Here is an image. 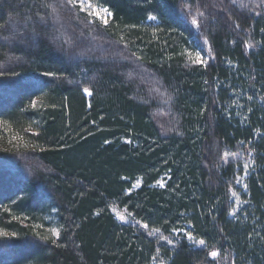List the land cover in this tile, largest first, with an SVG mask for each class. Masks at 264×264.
<instances>
[{"label": "trees", "instance_id": "trees-1", "mask_svg": "<svg viewBox=\"0 0 264 264\" xmlns=\"http://www.w3.org/2000/svg\"><path fill=\"white\" fill-rule=\"evenodd\" d=\"M94 3L0 0V264H264V7Z\"/></svg>", "mask_w": 264, "mask_h": 264}, {"label": "snow or ice", "instance_id": "snow-or-ice-1", "mask_svg": "<svg viewBox=\"0 0 264 264\" xmlns=\"http://www.w3.org/2000/svg\"><path fill=\"white\" fill-rule=\"evenodd\" d=\"M64 2L67 5H70L73 9H77L78 8L80 12L85 13L89 17V20H88V24L89 25L94 24L96 21H100V23L105 28H107L109 26V21H110V18L113 16V13L111 11H109L107 8H104V7L100 6L99 3H94V0H64ZM233 3H235V0H233ZM259 4H260V6H264V0H259ZM41 6L46 8V9H50L51 10L48 13V15H52L54 13H58V9L56 7H54L52 4L43 2ZM244 7H247V6L244 5ZM37 15L39 16V13H37ZM196 16L203 17L204 13L199 11V10H197ZM196 16H192V18H191V24L193 26H197L198 25V21H197ZM39 18L42 19V20L45 19V17H39ZM56 19H57V22H58L59 21V16L58 15L56 16ZM149 19L150 20H155L156 17L150 16ZM236 26L239 27L238 24ZM4 27H6V25H0V28H4ZM262 31H264V29H262ZM8 38L9 37H2V39H4V40H7ZM121 39H123V38H121ZM205 42H207V41H205ZM247 46L251 47V45H247ZM189 58L192 60V63H195V64H206L207 63V61H205V60H203L201 58L199 53H196L194 58L192 57V54L190 53L189 54ZM46 75H52V73H46ZM83 91H84V94L88 95V96H91L93 94L88 88H84ZM262 99H264V97H262ZM106 143H107V141H106ZM225 155L227 156V155H230V154L229 153H225ZM231 155H235V154H231ZM243 167H244L245 170H247L249 168V164L245 163L243 165ZM236 182L237 183H241L239 178H237ZM157 183H159L161 187L164 186V184L162 182H160V181H157ZM244 187L247 188V185H244ZM229 191H231L232 197H235L237 202L239 203L240 202V197L238 196L237 192L232 191L231 188H229ZM230 214H235V213L232 212ZM118 218L121 219V220L124 219V217L122 215L118 216ZM137 223H139V222H137ZM141 226L143 228H145V229L148 228L147 224H143ZM158 231H159V229H155V230H153V232H149V235H152V234H154V232H158ZM173 231L175 232V231H182V230L181 229H174ZM53 233L55 234V230H53ZM186 235L188 236L189 240L192 239L191 234H186ZM160 240H162V241L163 240H167V243L169 245H171L173 243L172 240L167 239L164 236H160ZM195 243H197L198 245H204L205 241L201 239L199 241H196ZM208 255L213 257V258H215V257H217L218 252L217 251H211V252L208 253Z\"/></svg>", "mask_w": 264, "mask_h": 264}, {"label": "rangeland", "instance_id": "rangeland-1", "mask_svg": "<svg viewBox=\"0 0 264 264\" xmlns=\"http://www.w3.org/2000/svg\"><path fill=\"white\" fill-rule=\"evenodd\" d=\"M242 2L243 3H246V6H247L246 8L247 9H249V8H255V7H259V8L260 7H264V6H260L259 0H235V3H238V4H240ZM68 6L73 10V8L70 5H68ZM76 10H78V12H80L78 8ZM80 13H82V12H80ZM82 14H84V16L86 18H89L85 13H82ZM96 22L98 24H101L100 21H96ZM196 53H199L200 56H201V58L203 60H205V61L207 60V58H208L207 57L208 56L207 54H203L201 51H197ZM86 96L89 97L88 95H86ZM6 98L7 97H5L3 95L0 96V104H2L3 106H5V103H7V99ZM160 117H164V115H159V116L158 115H155V118L156 119H158ZM229 161H232V163H234V164H238L239 163L241 165V168H242V174L239 175V176H237V178H239V180L241 181V183H237L236 182L237 181V178H236L235 188L233 190V191L237 192V194L239 196V193L240 192L242 193L244 191V179H245L246 175L249 172V169L251 167V163H250L249 159L246 158V157H241L239 155H231V156L230 155H227V156L224 155L223 156V162L226 164ZM245 163L249 164V168L247 170H245L244 167H243V165ZM10 178L11 177H9L8 175L7 176L2 175V177H0V181L6 182V181L9 180L8 182H11V183H9L10 184V187L6 191H4L5 193H8L9 191H11L12 188H14L19 183V180H20L18 177L17 178L16 177L15 178H11V179ZM231 199H232L233 204L235 205L234 208H233V210H232V212H234L235 211V208L239 205V203L237 202V200H236L235 197H232V195H231ZM112 211H113V215L115 216V218H116V220L118 222L124 223V224H132L134 226H137V224H135L133 221L130 220V217L124 211L119 210V209H116V208L115 209L113 208ZM121 215L124 217L123 220H121V219L118 218V216H121ZM138 228L140 230H144L145 231V228H143L140 225H138ZM53 230H55L54 227H49V232L48 233L51 234L52 236L53 235L55 236L57 231L55 230V234H54L53 233ZM217 257H218V255H217ZM217 257L213 258V257L209 256V259L210 260H214L216 262L215 264H223V261H220Z\"/></svg>", "mask_w": 264, "mask_h": 264}]
</instances>
